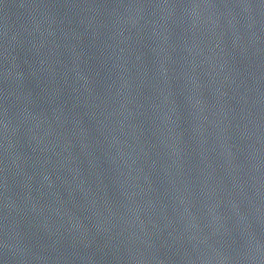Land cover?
<instances>
[{
    "label": "water",
    "instance_id": "95a60500",
    "mask_svg": "<svg viewBox=\"0 0 264 264\" xmlns=\"http://www.w3.org/2000/svg\"><path fill=\"white\" fill-rule=\"evenodd\" d=\"M0 264H264V209L69 0H0Z\"/></svg>",
    "mask_w": 264,
    "mask_h": 264
}]
</instances>
